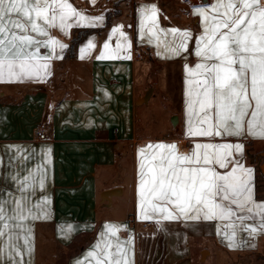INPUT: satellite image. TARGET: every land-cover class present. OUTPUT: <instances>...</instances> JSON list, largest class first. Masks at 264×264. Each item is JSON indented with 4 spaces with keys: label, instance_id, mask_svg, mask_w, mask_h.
Segmentation results:
<instances>
[{
    "label": "crops",
    "instance_id": "crops-1",
    "mask_svg": "<svg viewBox=\"0 0 264 264\" xmlns=\"http://www.w3.org/2000/svg\"><path fill=\"white\" fill-rule=\"evenodd\" d=\"M70 3L84 15L103 20L95 27L73 25L67 34L50 29L66 45L40 49V55L51 54L50 75L0 83V193L19 196L18 182L31 174L30 200L48 213L36 209L40 218L24 222L32 231L25 264H95L88 253L105 243L112 251L117 244L125 248L130 264H264V233L237 230L229 241L219 233L230 221L164 220L159 215L142 219L138 208V149L149 143H176L184 152L196 143L243 145L242 153L234 156L251 170L254 200L264 202V139L187 136L185 65L193 68L199 62L194 43L189 42V52L174 56L166 51L171 35L148 31L150 21H144L141 31L142 7L155 5L160 30H188L198 37L204 18L196 12L211 13L216 0L190 2L194 7L189 6L192 17L187 15V22L170 19L159 0ZM118 25L124 26L131 46L119 58H107L117 42L126 43L111 32ZM89 40L95 47L81 59L80 50ZM101 53L106 58L97 59ZM38 130L44 138L37 136ZM106 190L110 193L104 197ZM106 224L119 230L102 235ZM69 226L72 231L65 235ZM18 243L23 245V240Z\"/></svg>",
    "mask_w": 264,
    "mask_h": 264
},
{
    "label": "snow or ice",
    "instance_id": "snow-or-ice-1",
    "mask_svg": "<svg viewBox=\"0 0 264 264\" xmlns=\"http://www.w3.org/2000/svg\"><path fill=\"white\" fill-rule=\"evenodd\" d=\"M141 14L142 32L144 21H150L148 31L157 29L173 37L166 47L172 55L189 52V42L194 43L193 54L199 62L193 68L185 65L186 135L212 139L252 135L264 139V0H216L211 13L197 10L196 14L204 18L198 37L188 30H160L155 5L142 7ZM101 20L102 16L84 15L70 0H0V83L44 79L50 75L48 61L52 57L40 55V49L66 47L51 36L50 29L67 34L73 25L95 27ZM123 27L114 26L111 32L126 43L117 42L107 58H119L122 49L130 48ZM94 47L89 40L86 48H81L80 58ZM109 47L105 42L103 48ZM96 58H106L105 53ZM242 151L241 144L212 142L196 143L187 152L176 143H149L139 148L140 218L159 215L164 220L230 221L219 233L229 241H234L237 230L250 235L264 233V202L254 200L251 170L243 168L234 156ZM217 167L227 171L221 173ZM30 177L18 182L19 196L0 193V264H25L24 254L32 251V231L24 222L40 218L36 209L48 215L30 200L28 189L34 190ZM39 184L43 187V178ZM256 217L260 218L256 223H245ZM105 229L102 235H115L119 226L106 224ZM71 231L69 226L65 235ZM21 239L23 245L18 243ZM127 243L131 244V238ZM111 249L107 243L103 247L97 244L88 257L95 264H130L128 252L120 244L115 245V251Z\"/></svg>",
    "mask_w": 264,
    "mask_h": 264
},
{
    "label": "rangeland",
    "instance_id": "rangeland-1",
    "mask_svg": "<svg viewBox=\"0 0 264 264\" xmlns=\"http://www.w3.org/2000/svg\"><path fill=\"white\" fill-rule=\"evenodd\" d=\"M159 2L164 9L169 10L168 14L170 15V19H174L175 22H187L189 21L187 15L192 17L189 12V6H194L190 4L189 0H159ZM174 16L177 17L173 18ZM138 76L139 72L137 73V77Z\"/></svg>",
    "mask_w": 264,
    "mask_h": 264
},
{
    "label": "water",
    "instance_id": "water-1",
    "mask_svg": "<svg viewBox=\"0 0 264 264\" xmlns=\"http://www.w3.org/2000/svg\"><path fill=\"white\" fill-rule=\"evenodd\" d=\"M191 3H193V4H197V3H204V2H206L207 0H189ZM147 93L148 92H145L144 94H143V96L142 97H140L141 99H145V97L147 96ZM110 193V191L109 190H106L105 192H104V197L105 196H107V194H109Z\"/></svg>",
    "mask_w": 264,
    "mask_h": 264
},
{
    "label": "built area",
    "instance_id": "built-area-1",
    "mask_svg": "<svg viewBox=\"0 0 264 264\" xmlns=\"http://www.w3.org/2000/svg\"><path fill=\"white\" fill-rule=\"evenodd\" d=\"M106 3H112L113 0H104ZM37 136L39 138H44L45 137V133L42 130H38L37 131ZM148 224V223H147Z\"/></svg>",
    "mask_w": 264,
    "mask_h": 264
}]
</instances>
